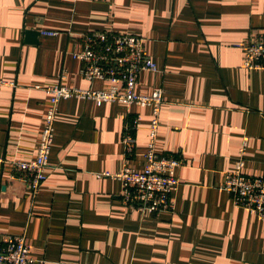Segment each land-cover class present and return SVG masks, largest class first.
Returning <instances> with one entry per match:
<instances>
[{
    "label": "crops",
    "instance_id": "obj_1",
    "mask_svg": "<svg viewBox=\"0 0 264 264\" xmlns=\"http://www.w3.org/2000/svg\"><path fill=\"white\" fill-rule=\"evenodd\" d=\"M263 23L264 0H0L2 239L25 234L31 264H264V218L222 188L241 151L246 174L264 173V70L243 64ZM105 29L142 36L157 64L137 91L164 89L156 150L183 162L173 211L144 213L122 201L120 179L98 176L144 168L151 109L135 104L61 100L46 181L34 197L13 176L11 161L36 158L43 87L108 88L73 56L83 33ZM138 114L128 157L122 135Z\"/></svg>",
    "mask_w": 264,
    "mask_h": 264
},
{
    "label": "built area",
    "instance_id": "obj_2",
    "mask_svg": "<svg viewBox=\"0 0 264 264\" xmlns=\"http://www.w3.org/2000/svg\"><path fill=\"white\" fill-rule=\"evenodd\" d=\"M43 33L56 35L58 31L45 30ZM81 39V49L73 53L82 63L81 75L90 82L105 81L108 88H80L63 83L43 87L50 97V102L36 158L32 161H11L13 176L23 179L34 197L46 181V171L55 139V120L61 100L80 97L94 100L96 103L115 101L126 105L135 104L151 109L144 168L136 169L126 165L117 173L104 171L98 173V176L120 179L122 201L144 213L173 211V196L180 185L178 169L183 162L178 157L162 155L156 150L161 109L165 102L163 87L157 86L149 94L137 91L140 72L158 70L157 64L145 51L144 38L136 34L105 29L85 32ZM245 48V68L264 70V23ZM65 77L66 74L62 73L61 79ZM5 83L8 82L0 80V85ZM142 120L138 114L126 122L122 140L128 157L134 152L135 134L141 127ZM243 153L244 151H241L242 156L235 168L227 171L222 188L231 195L237 207L246 208L264 218V173L256 176L246 174ZM6 162L9 161L0 156V166ZM34 260L32 246L25 234L8 235L3 239L0 236V264H31Z\"/></svg>",
    "mask_w": 264,
    "mask_h": 264
},
{
    "label": "water",
    "instance_id": "obj_3",
    "mask_svg": "<svg viewBox=\"0 0 264 264\" xmlns=\"http://www.w3.org/2000/svg\"><path fill=\"white\" fill-rule=\"evenodd\" d=\"M40 33L38 31H33V30H28L27 31V35L29 37V40L30 42H36L37 41V36L39 35Z\"/></svg>",
    "mask_w": 264,
    "mask_h": 264
}]
</instances>
